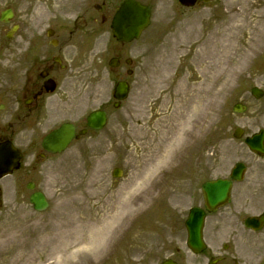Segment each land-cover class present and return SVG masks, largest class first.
I'll use <instances>...</instances> for the list:
<instances>
[{"label": "rangeland", "instance_id": "1", "mask_svg": "<svg viewBox=\"0 0 264 264\" xmlns=\"http://www.w3.org/2000/svg\"><path fill=\"white\" fill-rule=\"evenodd\" d=\"M57 1L0 0V11L13 8L12 23L24 17L30 21L34 6H51ZM153 5L150 25L128 45L136 66L130 76H123L130 83L127 98L119 108L109 104L110 120L100 131L89 132L80 141L72 142L64 153L40 163L34 179L37 189L46 194L49 206L36 211L28 200L29 190L7 184L6 202L0 209V264H25L28 257L40 258L41 264L51 261L45 259V251L64 234L63 223L75 219L77 206L83 208L85 216L91 212L93 219L97 218L83 230L88 238L97 236L101 224L94 225L93 221H100L105 197L117 193L127 179L146 166L150 145L159 141L156 134L154 142L148 139L146 143L139 127H147L152 136L155 120L163 115H171L173 120L162 140L167 143L174 135H182V139L165 146L170 152L174 149L173 155L147 180L153 186V201L128 221L120 235L122 240L111 243L103 255L93 252L69 264H132L142 253L153 257L162 254L151 247H185L184 220L189 207L202 199L201 183L208 176L225 174L240 151L242 154L241 140L232 136L233 130L242 126L244 133H250L264 128V94L256 98L250 93L254 85L264 91L263 45L255 51L254 58L236 67L241 69L240 74L218 102L211 103L210 93L203 91L202 103H194L197 101L190 95L197 86L184 90L205 70L195 61L197 52L211 49L214 58L238 61L251 42L264 36V0H211L195 8L181 7L173 0H154ZM238 14L245 15L244 22ZM233 24L238 28L232 30ZM7 27L0 22V84L4 73L15 70L18 55L16 36L6 39ZM100 39L103 45H113L106 29ZM217 41L225 42L224 50L219 47L214 51L212 46ZM107 54L105 51L103 58ZM72 64L69 85L72 91L85 94L83 109L107 105L112 100L115 81L106 69V60L82 74L76 72L79 67L75 62ZM208 86L214 90L218 84L209 82ZM236 102H243L247 109L233 112ZM114 167L122 169L117 178L111 175ZM253 169L251 166V172ZM140 185L144 187L145 183L134 185L132 191L137 192ZM77 228L79 223L70 230L78 231ZM39 245L45 250L39 251Z\"/></svg>", "mask_w": 264, "mask_h": 264}, {"label": "flooded vegetation", "instance_id": "2", "mask_svg": "<svg viewBox=\"0 0 264 264\" xmlns=\"http://www.w3.org/2000/svg\"><path fill=\"white\" fill-rule=\"evenodd\" d=\"M121 1L58 0L51 6H34L32 20L24 17L16 24L15 70L4 73L0 84V142H12L21 158L17 169L0 175V208L6 202L7 184L20 190L26 189L29 182L36 186L34 176L39 160L53 155L41 145L48 132L63 123H72L75 134L85 128L84 95L73 92L69 85L72 63L79 67L76 71L79 74L93 71L95 64L103 63V54L109 48L100 43V37L110 28L115 8ZM201 2L196 0L195 6ZM128 44L115 41L112 54L106 58L119 59L118 67L108 70L116 78L129 69L130 65L120 62L128 56L124 55L130 51L126 48ZM85 134L74 140H81ZM241 144L242 154L240 151L228 172L204 179L229 177L236 162L245 166L242 180H232L229 202L214 211H206L204 248L193 251L179 245L151 247L162 254L153 257L142 253L138 262L132 264H150L146 260L149 258L154 259L153 264L167 259L175 264H264V156L250 151L243 139ZM9 175L11 180L7 181ZM200 192L202 199L197 205L204 208Z\"/></svg>", "mask_w": 264, "mask_h": 264}, {"label": "bare ground", "instance_id": "3", "mask_svg": "<svg viewBox=\"0 0 264 264\" xmlns=\"http://www.w3.org/2000/svg\"><path fill=\"white\" fill-rule=\"evenodd\" d=\"M240 21L244 22L245 15L238 14ZM234 19H236V15H234ZM247 23H244V27ZM234 24L232 25V30L237 29ZM232 42L234 41V37L230 36ZM264 46V36L257 41L251 42L247 48L240 53V58L238 61L230 60L227 57L222 58H214L212 57L213 51L203 48L200 52L196 53L195 61L196 63L204 67L203 74L198 79V81L191 83L190 85L185 86L184 90H190V86L196 87L195 90L191 91V98L194 103H202L203 99L201 98L202 92H209L211 96V103L218 102L223 96L224 91H227L231 86L235 77H237L240 70H236V67L242 64L245 61H250L254 58L255 51H259L261 47ZM225 42L221 43V41H217L213 44V49L216 51L219 47L224 50ZM229 47V45H228ZM234 48V46H231ZM227 51L224 53L226 55ZM210 68H213V73L210 75ZM216 83L218 87L213 90L212 86H208V83ZM206 85V87H204ZM212 88V89H211ZM205 97V95H204ZM201 98V99H200ZM173 117L170 115H163L157 118L154 122L155 131H152V136L148 135L147 127L140 126L141 134L151 142H154L155 135L157 134L159 137V141L151 144V149L149 151V159H147L146 166L135 172L133 177L127 179L126 183L115 193L114 195L108 194L105 197V203L100 211V221H93L94 225L101 224L100 228L97 231V236H92L88 238L83 230L92 223V220H97V218L93 219L91 212H87L86 216L83 212V208L81 206L75 207L76 217L73 220H68L63 223L64 226V234L60 235L57 241L53 243V248L45 251V259H49L48 263L44 264H69V261H73L74 259H80L84 255L92 254L95 252L96 254H104L107 248L115 241L117 244L121 240V234L125 229V225L128 221L133 218L136 214L140 213L144 209H146L147 204L152 200V191L153 186L147 183V180L150 179L158 170L159 166L165 162H168L169 158L173 155V151L165 149V146H169L172 141L180 142L182 139V135H174L171 138H168L167 143L162 140L167 132V128L170 125ZM164 122V125H163ZM161 125L163 127H161ZM156 132V133H155ZM149 147V145H147ZM140 182H144L145 186L138 188V191H132L134 185L135 187L140 184ZM101 190V189H100ZM98 191L99 194L104 190ZM99 194L97 196H99ZM95 214V213H94ZM76 224L74 225V223ZM79 223L78 231H71V228H74ZM72 226V227H71ZM68 231V232H67ZM41 245V244H40ZM39 251L44 249V247L40 248ZM43 246V245H41ZM76 247L73 250H68L69 247ZM44 252V251H43ZM40 258L28 257L25 260V264H41L39 262Z\"/></svg>", "mask_w": 264, "mask_h": 264}, {"label": "water", "instance_id": "4", "mask_svg": "<svg viewBox=\"0 0 264 264\" xmlns=\"http://www.w3.org/2000/svg\"><path fill=\"white\" fill-rule=\"evenodd\" d=\"M185 4H193L194 0H181ZM149 8L135 0H125L122 2L119 10L115 14L112 24V30L114 36L118 39L125 41L137 37L140 31L149 23ZM10 14H6L9 17ZM252 94L259 97L262 94L257 88H252ZM127 84L125 82H119L115 86L114 96L118 99H122L126 96ZM245 107L237 104L233 108L234 111H242ZM104 121V114L102 112L92 113L88 117V124L93 128H100ZM73 136V128L69 126H61L59 129L53 130L43 140V146L45 149L52 152L62 151L67 143ZM249 148L255 152L264 154V132L260 131L258 134L253 135L246 140ZM240 168H235V178L240 176ZM117 173L114 172V175ZM230 182L224 179H218L216 181L205 182L202 186L205 206L208 210H212L216 205L225 202L228 199ZM30 201L33 203V207L36 210H42L47 206V201L42 192H34ZM204 211L198 208H191L185 222L188 231L187 244L197 249L202 246L201 228L203 224Z\"/></svg>", "mask_w": 264, "mask_h": 264}]
</instances>
